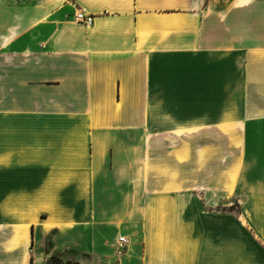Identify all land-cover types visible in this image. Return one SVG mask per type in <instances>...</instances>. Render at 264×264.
Masks as SVG:
<instances>
[{"label":"crops","instance_id":"0c3cea01","mask_svg":"<svg viewBox=\"0 0 264 264\" xmlns=\"http://www.w3.org/2000/svg\"><path fill=\"white\" fill-rule=\"evenodd\" d=\"M54 255L264 264V0H0V264Z\"/></svg>","mask_w":264,"mask_h":264},{"label":"built area","instance_id":"2783aa9c","mask_svg":"<svg viewBox=\"0 0 264 264\" xmlns=\"http://www.w3.org/2000/svg\"><path fill=\"white\" fill-rule=\"evenodd\" d=\"M75 21L79 24L90 27L93 25L94 17L93 15L86 13L85 10H80L75 15ZM118 243H119V249L117 254L120 255L123 252L126 244L128 243V240L125 237H119Z\"/></svg>","mask_w":264,"mask_h":264},{"label":"rangeland","instance_id":"374dc122","mask_svg":"<svg viewBox=\"0 0 264 264\" xmlns=\"http://www.w3.org/2000/svg\"><path fill=\"white\" fill-rule=\"evenodd\" d=\"M110 253H115L114 249L111 250L109 249L108 250ZM82 258V256H81ZM68 262H74V261H71V260H65L63 258H61L60 256H57V255H54L52 258H50L48 260V262L46 264H68Z\"/></svg>","mask_w":264,"mask_h":264},{"label":"trees","instance_id":"16d2710c","mask_svg":"<svg viewBox=\"0 0 264 264\" xmlns=\"http://www.w3.org/2000/svg\"><path fill=\"white\" fill-rule=\"evenodd\" d=\"M68 264H80L79 262H68Z\"/></svg>","mask_w":264,"mask_h":264}]
</instances>
